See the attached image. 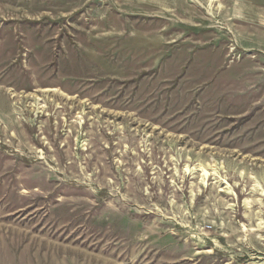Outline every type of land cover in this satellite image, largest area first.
I'll return each mask as SVG.
<instances>
[{"label": "rangeland", "instance_id": "1", "mask_svg": "<svg viewBox=\"0 0 264 264\" xmlns=\"http://www.w3.org/2000/svg\"><path fill=\"white\" fill-rule=\"evenodd\" d=\"M0 264H264V0H0Z\"/></svg>", "mask_w": 264, "mask_h": 264}, {"label": "bare ground", "instance_id": "2", "mask_svg": "<svg viewBox=\"0 0 264 264\" xmlns=\"http://www.w3.org/2000/svg\"><path fill=\"white\" fill-rule=\"evenodd\" d=\"M215 2V1H214Z\"/></svg>", "mask_w": 264, "mask_h": 264}]
</instances>
